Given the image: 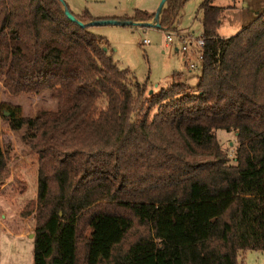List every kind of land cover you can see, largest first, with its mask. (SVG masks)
I'll list each match as a JSON object with an SVG mask.
<instances>
[{
  "label": "trees",
  "instance_id": "trees-1",
  "mask_svg": "<svg viewBox=\"0 0 264 264\" xmlns=\"http://www.w3.org/2000/svg\"><path fill=\"white\" fill-rule=\"evenodd\" d=\"M215 1L201 5L198 93L176 81L151 94L60 0H0V85L58 104L2 114L38 156L37 198L22 211L34 264H244L264 252V12L221 38ZM186 2L168 0L161 30L177 32ZM219 130L236 137L234 164ZM10 177L0 142V188Z\"/></svg>",
  "mask_w": 264,
  "mask_h": 264
},
{
  "label": "rangeland",
  "instance_id": "rangeland-1",
  "mask_svg": "<svg viewBox=\"0 0 264 264\" xmlns=\"http://www.w3.org/2000/svg\"><path fill=\"white\" fill-rule=\"evenodd\" d=\"M205 0H187L176 23L177 32L167 33L156 27L97 25L91 32L105 39L108 49L121 69L131 77L148 83L150 92L158 93L174 82H185L188 93L197 94L202 75L197 41L203 34L201 5ZM73 12L89 10L106 20L132 17L135 12L155 15L161 0H64ZM221 8V38L236 36L264 12V0H216ZM172 42L168 41V36ZM181 37L185 40L182 41ZM149 41L144 44V41ZM193 40V41H192ZM188 50L184 51L183 47ZM179 49V51H177ZM191 59V60H189ZM190 61L197 68L189 67ZM51 92L41 96H10L0 85V142L9 151L11 177L0 188V264H34L33 217L23 218L22 211L38 193V156L23 140L24 130L15 131L2 114L33 118L43 110H57ZM217 136L229 152L234 164L237 140L234 133L219 130ZM244 264H264V252L248 251L242 255Z\"/></svg>",
  "mask_w": 264,
  "mask_h": 264
},
{
  "label": "water",
  "instance_id": "water-1",
  "mask_svg": "<svg viewBox=\"0 0 264 264\" xmlns=\"http://www.w3.org/2000/svg\"><path fill=\"white\" fill-rule=\"evenodd\" d=\"M62 4L64 5L65 9V14L70 19L72 22L77 23L81 27H92V26H97V25H121V26H142V27H156L161 29L160 25V18L162 16L163 10L167 6L168 0H161L159 7L157 9L156 14L154 15L153 19L149 22H136V21H122V20H115V19H110V20H94L88 23H83L80 21L68 8L64 0H60ZM107 50V49H105ZM153 91H151V94ZM34 235H32L33 237Z\"/></svg>",
  "mask_w": 264,
  "mask_h": 264
},
{
  "label": "built area",
  "instance_id": "built-area-1",
  "mask_svg": "<svg viewBox=\"0 0 264 264\" xmlns=\"http://www.w3.org/2000/svg\"><path fill=\"white\" fill-rule=\"evenodd\" d=\"M181 39H182V41H184L185 40V38L184 37H181ZM168 41L169 42H172V37L169 35L168 36ZM193 41V40H192ZM197 41V50H196V53H198V52H200V54L198 55L199 56V59H200V61L201 62H203V53H202V49H203V47L205 46V41H204V39L201 37L200 39H198V40H196ZM149 43V41H144V44H148ZM183 50L184 51H187L188 50V48H187V46H184L183 47ZM189 67L191 68V69H196L197 68V65H196V63H192L191 61H190V64H189Z\"/></svg>",
  "mask_w": 264,
  "mask_h": 264
},
{
  "label": "crops",
  "instance_id": "crops-1",
  "mask_svg": "<svg viewBox=\"0 0 264 264\" xmlns=\"http://www.w3.org/2000/svg\"><path fill=\"white\" fill-rule=\"evenodd\" d=\"M160 4V3H159ZM68 5V4H67ZM68 7L70 8V6L68 5ZM70 10L73 12V10L70 8ZM84 12V11H83ZM83 12H81V13H77V12H73L74 14H76V15H80V14H82ZM94 16V15H93ZM95 18H97V16H94ZM107 18H102L101 17V20H106ZM115 20H118L119 18H114ZM151 21V20H150ZM177 51H179V49H177ZM189 60H191V59H189Z\"/></svg>",
  "mask_w": 264,
  "mask_h": 264
}]
</instances>
